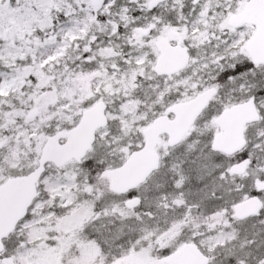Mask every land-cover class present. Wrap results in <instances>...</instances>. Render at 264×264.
Returning <instances> with one entry per match:
<instances>
[{
    "label": "snow or ice",
    "instance_id": "1",
    "mask_svg": "<svg viewBox=\"0 0 264 264\" xmlns=\"http://www.w3.org/2000/svg\"><path fill=\"white\" fill-rule=\"evenodd\" d=\"M0 264H264V0H0Z\"/></svg>",
    "mask_w": 264,
    "mask_h": 264
}]
</instances>
